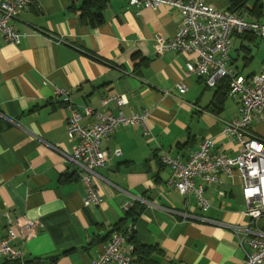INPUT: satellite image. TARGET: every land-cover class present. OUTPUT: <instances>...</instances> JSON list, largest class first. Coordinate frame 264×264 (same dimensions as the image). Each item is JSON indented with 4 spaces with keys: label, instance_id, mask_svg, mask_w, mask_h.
<instances>
[{
    "label": "crops",
    "instance_id": "0c3cea01",
    "mask_svg": "<svg viewBox=\"0 0 264 264\" xmlns=\"http://www.w3.org/2000/svg\"><path fill=\"white\" fill-rule=\"evenodd\" d=\"M82 2L34 0L13 22L20 41L0 34V238L19 218L39 223L30 239L16 245L23 263L1 257L0 264H91L134 202L144 208L125 226H133L139 242L161 249L154 256L159 264H238L244 251L231 229L172 212L181 211L183 197L167 184L171 167L161 159L163 150L185 159L207 136L214 139L213 153L238 154L237 140L222 133L223 122L238 117V101L227 97L223 110L212 112L215 88L202 76L185 75L196 55L155 52L156 37L169 39L181 26L180 8L106 0L103 22L93 26L76 10ZM206 2L226 10L229 0ZM227 66L244 77L258 72L264 39L234 33ZM179 82L186 92H179ZM56 89L69 92L82 124L95 120L85 115L86 106L104 115L150 113V134L141 126H121L101 139L110 157L97 169L99 205H83L85 186L65 158L75 141L66 133L67 102ZM113 94L128 102H102ZM249 130L264 138L263 121L253 120ZM117 148L119 156L113 154ZM219 181L205 187V217L248 224L240 172H220ZM188 205L201 216L192 192ZM122 250L129 253L127 246Z\"/></svg>",
    "mask_w": 264,
    "mask_h": 264
},
{
    "label": "built area",
    "instance_id": "2783aa9c",
    "mask_svg": "<svg viewBox=\"0 0 264 264\" xmlns=\"http://www.w3.org/2000/svg\"><path fill=\"white\" fill-rule=\"evenodd\" d=\"M34 0H0V34L7 42L18 43L20 34L13 28V22L20 11L29 8ZM136 8L155 9L161 5L176 6L182 14V24L169 39L156 37L154 50L162 53L174 49L182 53H194L195 59L186 63L185 75L196 74L205 78V84L215 87L222 78L229 79L227 97L238 101V117L223 122L222 133L233 137L239 144V153L231 156L225 152L213 153L214 139L204 137L196 150L185 159L172 156L163 150L161 159L171 167L167 179L169 186L175 187L183 197L181 211L172 210L183 218H199L203 221L221 224L231 229L239 239L244 258L238 264H262L264 262V138L249 130L253 120L264 122V66L249 77L228 68L231 36L234 33H254L264 39V22L250 21L228 10L216 8L206 0H128ZM180 93L186 92V86L179 82ZM67 102L69 115L66 121L68 138L75 141L72 151L65 154L66 160L75 169L85 186L84 206L99 205L101 195L96 187L97 169L103 168L109 159V152L101 148V139L113 133L121 126L137 125L143 128L145 135L150 134L147 121L150 113L146 110L123 112L117 115H104L86 106L85 115L93 117L94 122L82 124V113L78 105L68 97L69 92L56 89ZM112 100L118 106L126 104L124 94H113L102 98V102ZM113 154L119 156L121 150ZM239 171L243 179L242 196L245 203L244 213L249 218L245 225L225 224L205 217L210 203L204 196L205 187L218 185L219 173L232 176ZM199 180V183L196 181ZM193 193L201 216L188 205V196ZM223 195L225 191H218ZM129 207V206H128ZM127 208V207H126ZM39 223L36 220L20 218L12 224L6 234L0 238V258L23 263V254L16 247L36 232ZM127 246L129 253L122 247ZM133 246L121 231H113L103 249L97 253L91 264H131Z\"/></svg>",
    "mask_w": 264,
    "mask_h": 264
},
{
    "label": "trees",
    "instance_id": "16d2710c",
    "mask_svg": "<svg viewBox=\"0 0 264 264\" xmlns=\"http://www.w3.org/2000/svg\"><path fill=\"white\" fill-rule=\"evenodd\" d=\"M105 2L106 0H83L76 10H78L82 21H89L91 25L97 26L103 22L102 10ZM226 10L246 19L264 22V0H229ZM214 88V96L210 103L211 110L214 113H220L227 98L229 79L226 77L222 78L216 83ZM143 208L144 205L140 202H134L127 207L124 210V218L114 225V229L109 233L107 239L113 231H121L126 234L127 241L133 246L131 251L132 263L159 264V261L154 256L160 254L161 249L154 245L139 242L136 239L133 226H125V221L127 219L134 221L141 214Z\"/></svg>",
    "mask_w": 264,
    "mask_h": 264
}]
</instances>
